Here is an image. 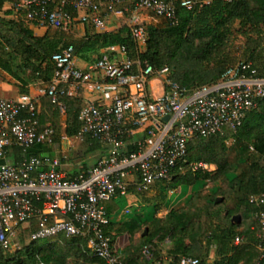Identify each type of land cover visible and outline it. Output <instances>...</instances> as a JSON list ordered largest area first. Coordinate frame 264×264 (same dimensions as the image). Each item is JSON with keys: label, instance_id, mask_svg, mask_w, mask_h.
Returning a JSON list of instances; mask_svg holds the SVG:
<instances>
[{"label": "built area", "instance_id": "built-area-1", "mask_svg": "<svg viewBox=\"0 0 264 264\" xmlns=\"http://www.w3.org/2000/svg\"><path fill=\"white\" fill-rule=\"evenodd\" d=\"M214 1L17 0L13 8L25 13L32 24L55 29H69L78 21L100 30L113 16L131 26L140 47L145 43L146 13L176 24L178 9ZM70 9L77 13L76 18ZM75 59L73 46L54 53V77L36 96L21 94L9 99L0 94V244L8 252L20 250L23 231L34 226L31 241L79 237L107 264H124L117 243L105 231L111 222L105 204L117 196H128L131 190L146 193L157 182L171 180L174 170L187 163L189 145L197 138L223 134L225 128L237 132L247 115L264 101V77L257 75L251 62L240 61L216 82L189 90L169 79L168 66L155 68L139 60H115L105 55L90 70H83ZM99 74L103 80L96 78ZM155 78L164 83L160 97H153L148 90ZM74 84L109 94L111 103L90 102L81 109L82 129L77 137L84 140L90 136L98 141L107 148V156L89 170L69 177L60 169L61 159L42 157L33 148L55 145L59 135L52 124L40 125L41 99L48 97L60 114L66 115L61 98L72 95L69 87ZM139 128L145 136L133 143L134 150L126 138ZM67 137L60 133L62 140ZM15 147L22 150V156L13 164L7 156ZM190 167L193 171L210 169L204 162ZM251 202L263 208L256 214L261 243L255 263L263 264L264 194L253 196ZM240 242L241 237H237L235 244ZM142 252L147 264H163L154 259L151 245ZM177 264L202 263L199 258L183 256Z\"/></svg>", "mask_w": 264, "mask_h": 264}, {"label": "trees", "instance_id": "trees-1", "mask_svg": "<svg viewBox=\"0 0 264 264\" xmlns=\"http://www.w3.org/2000/svg\"><path fill=\"white\" fill-rule=\"evenodd\" d=\"M13 1L17 0H0V71L11 76L24 94L29 92L31 84L52 81L56 70L52 57L68 46L74 47L76 57L90 62H97L106 55L100 53L102 49L120 47L131 61L139 60L155 68L168 66L169 79L183 88L193 90L212 84L236 64L215 55L228 44V36L236 22L250 28L242 31L250 41L244 61L251 62L257 75L264 77V0H217L210 5L178 9L176 24L164 18L163 27L147 26L144 22L147 37L144 50L134 39L128 24L116 31L93 32L81 39L66 35L71 28L60 29L65 32L66 39L63 36L62 39H52L50 33L37 36L29 27L32 23L25 18V13H20L17 20L6 17L10 11H5V4ZM71 12L76 18L77 13ZM91 54L97 56L91 58ZM134 68L138 67L135 65ZM49 101L53 126L59 132L58 141L61 114ZM61 101L67 108L66 134L68 137L77 136L82 129L79 114L85 105L81 99L69 95L62 97ZM51 117L44 110L39 112L40 125L44 127ZM126 139L131 141L132 137ZM230 139L233 141L228 145ZM84 140L92 147L102 146L90 136ZM195 141L197 144L192 142L189 145L187 163L182 165L183 168L175 169L171 180L157 182L150 189L161 184H168L171 189L193 188L183 207L172 208L166 215L158 216L162 206L155 205L149 217L139 216L129 224L111 220L105 229L113 242H116L113 229L118 234H129L130 243L123 251L124 264H134L140 258L142 264H147L142 251L156 237L161 240L169 238L176 257H196L202 264L205 263V248L211 243L218 247L215 264H255L259 259L261 227L256 214L263 208L252 203L251 198L264 194V101L247 115L237 132L225 128L223 134L200 137ZM130 148L136 149L133 145ZM21 156L22 150L15 147L8 154L7 161L9 158L17 163ZM199 162L207 163L210 169L193 171L190 165ZM212 166L215 169H211ZM221 180H225V186L221 185ZM208 183H212V187L203 192ZM159 196L163 200L166 194L160 193ZM218 198L222 200L217 202ZM236 215L241 216L240 222L233 220ZM144 226L148 228V234L136 244L134 236L144 232ZM33 230L34 226L23 231L24 246L11 255L4 254L7 251L0 244V264H107L91 255L88 242L83 238L63 235L56 240L31 241ZM237 237H241L238 245L235 244Z\"/></svg>", "mask_w": 264, "mask_h": 264}, {"label": "crops", "instance_id": "crops-1", "mask_svg": "<svg viewBox=\"0 0 264 264\" xmlns=\"http://www.w3.org/2000/svg\"><path fill=\"white\" fill-rule=\"evenodd\" d=\"M16 2V1H15ZM13 2H7L5 4V11H10L6 17L10 20H17L20 16L19 13H17L14 8ZM103 16H107L105 11L102 12ZM109 19L107 20V25L104 29H95L94 27L90 25H85L80 22H74L73 26L69 30V32H66L67 36L73 37V39H81L87 36L90 33L93 32H111V31H116L119 28H121L122 25H125L126 22L122 21L120 19H117L115 17H108ZM29 27L34 31V33L37 36H44L47 33H50L52 35V39H66L67 37H64V31H61L60 29H55L52 27H45V26H37L35 24H30ZM65 35V36H66ZM101 54H106L111 56L115 60L119 59H125L128 58L126 53L120 48V47H112L109 49H102L100 51ZM91 58H95L97 55L96 54H91L89 55ZM129 59V58H128ZM75 63L77 67L83 69V70H90L96 63L87 61L86 59H83L81 57H76ZM96 78L98 80H103V77L101 74L97 75ZM159 83L160 87L156 88L158 86L157 84ZM45 84L37 83V84H31L29 86V92L26 94H31L33 96L38 95V90L40 87H42ZM69 90L71 92V96L77 97L81 99L85 104L93 102L101 105H108L111 103V97L109 94L103 95L101 93H96L89 91L85 87H82L80 85L74 84L73 86L69 87ZM149 93L153 97H160L165 89H164V83L162 79L155 78L151 81L149 85ZM0 94L9 99H16L18 98L22 93L21 89L19 86H17L15 83L11 82L10 80H5L0 76ZM50 108V101L48 98L44 97L41 99V104L39 111L41 112L44 110V112L47 114L48 117H51V112L49 111ZM59 123L61 126L60 133L63 135L66 134V127H67V117L66 115H61L59 118ZM53 117L46 123L47 124H52L53 125ZM145 134L143 133V129L139 128L135 131L133 134L132 140L130 141L129 145H133L136 141H140L144 139ZM33 152H38V154L42 157H48V158H59L61 159V167L60 169L66 173L69 177H73L79 172L82 171H87L90 168H92L94 165L97 164V162L107 156V148L104 146H95L92 147L91 144L86 142L85 140L79 139L77 136L73 137H67V139H59L55 145L52 146H37L33 148ZM9 158H11L9 156ZM8 158V162L13 163L14 161H10ZM18 163V162H17ZM15 164V163H13ZM214 167V166H212ZM130 197L136 198V193L131 190V193L128 195ZM112 201V200H111ZM109 201V202H111ZM107 204V203H106ZM105 204V205H106ZM113 207L116 205L110 204ZM106 206V210H107ZM117 208V207H116ZM174 208V207H173ZM168 210L165 215L169 212ZM108 212V210H107ZM162 215V214H161ZM158 214V216H161ZM164 216V215H163ZM116 222H121L120 219L113 220ZM113 229V226H112ZM147 229H145L144 232H139L134 236V240L136 244L141 243V238L145 237V232ZM112 234L115 236L116 243L123 254V251L125 248L129 245L130 243V236L129 239L127 240V243H124V236L127 233H120L118 234L115 229H113ZM187 243L189 244V241L187 240ZM153 253H154V259L156 261H161L163 264H177L179 259L182 256L176 257L172 253V243L169 238H166L164 240H161L159 237H156L152 240L150 243ZM144 247V245L142 246ZM217 250L218 247L215 243H211L208 247L206 246L205 251H206V256H205V263L204 264H215L216 260L218 259L217 255ZM91 255H93L91 249H90ZM142 259L140 258L139 261L134 262V264H142Z\"/></svg>", "mask_w": 264, "mask_h": 264}, {"label": "rangeland", "instance_id": "rangeland-1", "mask_svg": "<svg viewBox=\"0 0 264 264\" xmlns=\"http://www.w3.org/2000/svg\"><path fill=\"white\" fill-rule=\"evenodd\" d=\"M143 16L145 18L147 26L154 25L156 27H163L165 25L164 19L156 17L150 13H146ZM243 27L244 26L239 22H236L233 28H231L232 33L228 36V44L225 46V48L220 49V52H217V54H215L217 58H226L228 60H232L231 64H235L246 59L245 53L247 48L250 46V41L247 40L242 31H246L250 28L248 25L245 26L244 29ZM252 37H256V35L252 34ZM146 39L147 37L145 36V43H142L140 46V48L143 50L145 49ZM19 62L20 61L18 60L17 63ZM0 76L5 80H10L11 82L16 84V81L7 73L0 71ZM157 85L158 86H156V88H159V83ZM232 141L233 140L231 139L228 140L227 144L230 145ZM193 143L197 144V141H194ZM211 169H215V167H212ZM221 181V185L225 186V180ZM218 185L220 186V183H217V186ZM211 187L212 183H208L203 192L209 191ZM193 191V188L176 187L171 189L169 188L168 184H161L157 185L146 194H136V198L130 196H117L111 202H107L106 204V206L108 207V215L110 220L112 221L120 219L122 222L129 224L132 222V220L136 219L139 216L149 217L150 214L154 211L155 205H161L162 209L160 210L159 214H162L161 216H163L168 210H171L173 207H183L189 201L190 195L191 193H193ZM160 193L166 194L163 200L159 196ZM113 203L117 208L110 205ZM145 229H147L146 226L143 227V230ZM123 239L124 243L126 244L127 240L129 239V234L127 233ZM16 251H7L4 254L11 255Z\"/></svg>", "mask_w": 264, "mask_h": 264}, {"label": "water", "instance_id": "water-1", "mask_svg": "<svg viewBox=\"0 0 264 264\" xmlns=\"http://www.w3.org/2000/svg\"><path fill=\"white\" fill-rule=\"evenodd\" d=\"M168 116L165 118L166 120H168ZM220 200H222V198H218L217 199V202H219ZM233 220L234 221H237V222H240L241 221V216L240 215H236V216H234L233 217ZM148 234V230H146V232H145V235H147Z\"/></svg>", "mask_w": 264, "mask_h": 264}]
</instances>
